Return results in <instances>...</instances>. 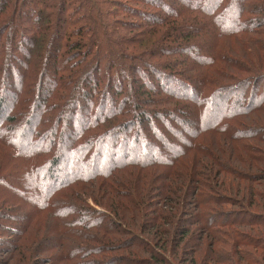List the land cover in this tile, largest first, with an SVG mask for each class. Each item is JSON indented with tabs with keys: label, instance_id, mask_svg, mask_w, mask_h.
Here are the masks:
<instances>
[{
	"label": "trees",
	"instance_id": "16d2710c",
	"mask_svg": "<svg viewBox=\"0 0 264 264\" xmlns=\"http://www.w3.org/2000/svg\"><path fill=\"white\" fill-rule=\"evenodd\" d=\"M111 251L264 264V0H0V264Z\"/></svg>",
	"mask_w": 264,
	"mask_h": 264
},
{
	"label": "rangeland",
	"instance_id": "374dc122",
	"mask_svg": "<svg viewBox=\"0 0 264 264\" xmlns=\"http://www.w3.org/2000/svg\"><path fill=\"white\" fill-rule=\"evenodd\" d=\"M239 77H246V76L244 74H242V75H239ZM212 108H213V111H214V114L212 116L218 115L219 114L218 108L217 107H215V108L212 107ZM209 124L210 123H206L205 125L207 126ZM203 139L207 141L208 137H205ZM185 140L186 139L183 136V137H181V139L176 140V144L171 143L170 145H168V143H167V145H165V148H171L172 150L169 151V153L170 154H175V153L179 152L180 150H182L183 148H185V146L187 144V143H185L186 142ZM188 140L189 139L187 138V141ZM218 140H220L221 142H219L217 144H221V145L224 144V145H226L228 147V149H229V152H234V150L238 151L237 148H236V145H239L240 146V144H239L240 143V140H236V139L235 140H230L229 141L230 143H225L223 137L219 138ZM230 149H231V151H230ZM240 155L244 158L245 161L247 160V154L245 152H242ZM248 160H250V159H248ZM224 161H229V160L227 159V160H224ZM251 161H254V160H250V162ZM64 163L67 166L68 163L66 161H64ZM65 165L62 164V166H65ZM150 173L152 174L153 172H150ZM99 181H101V180H99ZM176 181L177 180L172 179L170 181V183H169V188H172L173 185H174V183ZM181 182L183 183V180H181ZM238 183H240L239 180H238ZM98 184L100 185V183H98ZM114 185H115V183H114ZM115 186L117 187V189L119 188V184L118 183ZM83 188H85V190H87V191H89V189H90V187H88V185L85 186V187H83ZM108 193H111V192H108ZM98 198H99V192H95V193L90 192L89 194L87 192H83L82 196H79V198H78L79 200H77V204H78L79 208H87V207H89L91 209H98V210L104 211L102 208H100L101 206L98 203V200L99 201H102V200H100ZM260 210L262 211V209L258 207L257 211H260ZM104 212L107 213L108 211H104ZM190 220L192 221L190 225H197L196 222L193 220V218L190 219ZM193 227L196 228V232H197L198 231V226H193ZM254 235L256 237L259 236L257 233H254ZM218 242H216V243H218ZM199 244L200 243H199V239H198V234L197 235H194V237L192 239V242L190 241V247L194 246V249H195V248H197V246ZM198 248H200V247H198ZM118 255H119L118 252L117 253H112V251H111V252H108V253H106L104 255H101V258H105V257H108L109 256V257H111L110 258V261H106L104 264H114V263H111V262L117 260ZM205 256H207V255H205ZM258 257H262V256H258ZM98 259H100V256L98 257ZM207 259H210V256H208ZM231 259H232V257H228V259H224L223 260L224 262H222L221 264H231L230 262H228ZM233 259H235V262H237L236 257H233ZM262 261L264 262L263 259H262ZM176 262H177V264H183L181 261H176ZM202 262H203V260H202ZM214 264H215V262H214ZM218 264H220V263H218Z\"/></svg>",
	"mask_w": 264,
	"mask_h": 264
}]
</instances>
